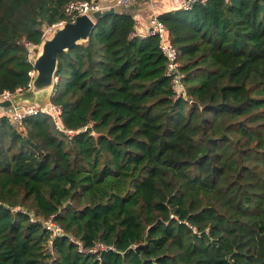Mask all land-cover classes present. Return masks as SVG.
<instances>
[{
	"label": "trees",
	"instance_id": "obj_1",
	"mask_svg": "<svg viewBox=\"0 0 264 264\" xmlns=\"http://www.w3.org/2000/svg\"><path fill=\"white\" fill-rule=\"evenodd\" d=\"M70 1L0 0V93L27 87L23 42ZM158 18L183 95L160 39L116 10L58 55L45 104L63 130L44 112L21 126L0 115V264H264V0Z\"/></svg>",
	"mask_w": 264,
	"mask_h": 264
},
{
	"label": "built area",
	"instance_id": "obj_2",
	"mask_svg": "<svg viewBox=\"0 0 264 264\" xmlns=\"http://www.w3.org/2000/svg\"><path fill=\"white\" fill-rule=\"evenodd\" d=\"M114 5L117 7H129L135 0H111ZM207 0H184L182 3V8L185 10H190L196 3H205ZM113 7H104L101 0H72L67 3L65 6V19L60 20L57 23H54L51 26H47L44 29L43 37L49 35L53 28L59 25H62L67 22H75L76 18L79 15L88 14L92 17V14L96 11H106ZM148 35L157 36L160 39V49L164 56L166 57V74L171 78L172 86L174 92L179 96L185 93L186 87L183 82V72L180 69V61L178 58V50L176 46L169 40L168 30L165 24L158 18L154 16L151 19V26L148 32ZM23 44L28 50V62L32 65V68L29 70L28 74L30 76V81L27 84L26 88H17L15 92L4 91L0 93V103L4 100L11 99L12 95L17 93H22L30 90L33 87V78L36 75V68L34 66V55L37 52L39 44H34L30 41H24ZM2 115L7 116L10 122L14 126H21L24 119L29 116L36 114L38 112H44L49 114L55 120L59 129L63 130V127L60 123V115L62 113V108L59 105L54 103H47L44 105H28V104H13L11 107H3L0 105ZM33 220H36L33 218ZM45 227L51 232L52 237L64 234V229L58 223H56L53 218H49L43 221ZM72 241H76L79 244L81 251H86L83 248V245L80 241L75 240L73 237H70ZM107 247L103 244H98L95 248V251L99 249H106Z\"/></svg>",
	"mask_w": 264,
	"mask_h": 264
},
{
	"label": "water",
	"instance_id": "obj_3",
	"mask_svg": "<svg viewBox=\"0 0 264 264\" xmlns=\"http://www.w3.org/2000/svg\"><path fill=\"white\" fill-rule=\"evenodd\" d=\"M115 11V8H110L106 11H96L92 17L88 14L79 15L75 22H67L54 27L49 35L42 38L34 55L36 75L32 81L33 87L28 91L12 95L11 99L4 100L0 105L6 108L13 104L42 105L43 101L51 98L56 92L58 83L56 72L59 53L69 51L86 42L96 25V19ZM86 131L94 134L92 126H88ZM140 248L141 246H138L136 250Z\"/></svg>",
	"mask_w": 264,
	"mask_h": 264
},
{
	"label": "crops",
	"instance_id": "obj_4",
	"mask_svg": "<svg viewBox=\"0 0 264 264\" xmlns=\"http://www.w3.org/2000/svg\"><path fill=\"white\" fill-rule=\"evenodd\" d=\"M184 0H135L129 7H117L111 0H101L104 7H113L116 10L130 13L136 20V33L140 36H147L151 19L164 12L182 7ZM0 115L2 111L0 109Z\"/></svg>",
	"mask_w": 264,
	"mask_h": 264
},
{
	"label": "rangeland",
	"instance_id": "obj_5",
	"mask_svg": "<svg viewBox=\"0 0 264 264\" xmlns=\"http://www.w3.org/2000/svg\"><path fill=\"white\" fill-rule=\"evenodd\" d=\"M47 101H48V99H47ZM42 105H44L45 104V101H43V103H41Z\"/></svg>",
	"mask_w": 264,
	"mask_h": 264
}]
</instances>
